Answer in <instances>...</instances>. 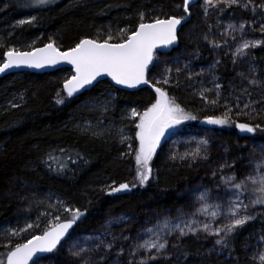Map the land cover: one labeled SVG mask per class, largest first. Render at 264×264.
Returning <instances> with one entry per match:
<instances>
[{"label": "trees", "instance_id": "obj_1", "mask_svg": "<svg viewBox=\"0 0 264 264\" xmlns=\"http://www.w3.org/2000/svg\"><path fill=\"white\" fill-rule=\"evenodd\" d=\"M30 2L0 0V63H3L4 53L9 48L31 50L54 42L61 50H67L83 38L102 41L109 30L114 37L113 42H116V30L135 29L140 22L141 12L144 13L145 22L156 17L163 19L185 15L184 0H58L46 7H23ZM202 2L199 0L190 7V19L178 34V46L171 52L159 53L160 58L170 59L180 53L191 54L195 51L205 56L209 54L207 43L202 41L208 31ZM231 11L242 19L249 18V12L243 7L234 5ZM33 16L35 20L30 19ZM21 20L26 22L20 24ZM256 55L264 64V50H257ZM230 68V63L225 60L223 74L230 76ZM157 72L156 67L153 68L149 77L156 76ZM71 75L72 70L65 68L48 73L14 72L0 76V228L6 225L23 227L26 221H35L38 215L49 211V203L62 201L66 207L79 208L86 213L77 221L75 230H88L110 210L141 199L177 192L193 171L191 165L161 160L157 153L152 168H158L159 173L153 174L146 185L137 184L134 153L121 155L128 153L126 144H121L108 132L93 136L90 132L82 131V128L88 118L119 124L123 113L131 107L143 110L154 102V89L129 91L118 89L109 80H103L89 91L68 98L63 82ZM110 93L113 94L112 102L106 113L84 107L86 102L105 98ZM169 95L197 117L178 128L201 125L203 122L210 125L197 111L179 102L175 95ZM261 96L259 99L264 100V93ZM61 98L64 103H57ZM214 115L221 114L216 112ZM234 121L260 124L264 128V114L255 119L247 117ZM210 127L222 141L228 143L233 160L241 152L240 145L249 143L254 136L264 135L260 130L255 134L240 132L235 123ZM49 155L66 164L63 170H58L57 161L49 160ZM120 183L136 184V187L109 194V186ZM180 207L178 204L176 211ZM258 211H264V208ZM70 216L71 213L66 212L61 220ZM50 219L52 216L42 217L40 229L23 233L16 242L23 243L31 235L40 234ZM249 223L264 231V215L257 216ZM245 230L241 228L233 234L231 255L224 249L230 256L227 264H257L241 251L245 244ZM3 251L5 249L0 247V252ZM61 259L65 264H71L74 258L65 255ZM156 264L217 263L187 241L174 248L173 259Z\"/></svg>", "mask_w": 264, "mask_h": 264}, {"label": "snow or ice", "instance_id": "obj_2", "mask_svg": "<svg viewBox=\"0 0 264 264\" xmlns=\"http://www.w3.org/2000/svg\"><path fill=\"white\" fill-rule=\"evenodd\" d=\"M54 2L55 0H31L30 3L23 5V7H46ZM191 3H193V0H184L183 11L185 15L180 17L175 15L163 19L156 17L149 22H145L144 13H139L140 22L135 29L118 28L116 30V42H113L114 37L111 30H109L102 41L83 38L74 47L66 51H61L54 42L47 43L43 47L33 48L31 51H17L15 48H9L4 53L6 59L3 63H0V74L21 66L43 68L60 63H68L74 69V73L70 78L63 82V89L68 98L80 94L82 89H86V86L92 85L94 81H97V78L105 75L111 77V80L116 84L127 88H136L143 84H150L156 94L154 102L142 111L130 108L124 117L127 120L138 121L135 122V138L138 140V146L134 152L136 165L135 179L137 184L144 186L153 177L152 161L157 154V150L161 148L162 140H164L166 134H174L175 130L184 122L197 119L195 115L186 111L185 108L177 103L175 97L170 96L165 87L157 86V84L170 85L173 75V70L170 67H165L162 80L152 83L148 78L151 71L150 66L155 68L161 62L160 55L158 54L159 50L170 48L177 43L179 39L177 35L178 26L182 25L190 17L189 6ZM221 4L228 8L233 5L243 7L244 9L251 7L253 12L259 8L264 12V3L256 5L253 3V0H215V4H213V0H204L203 11L205 16L208 15L209 7H214L223 12L224 9L219 7ZM30 19L35 20L36 17L33 16ZM25 22L23 20L19 21L20 24ZM245 23L241 22L239 25L229 23L225 32L221 33L222 36H230L232 40L236 39L235 33H239L241 36L242 42L237 44L234 51L228 45V41H224L225 46L228 47L232 54V63L234 65H237L240 61L248 64V73L243 71L237 73L242 85L240 94L222 97L223 86L217 82L220 78L215 75L216 66L220 61L216 60L207 69L212 75L211 83H213V88H202L199 91V95L208 104L213 106L220 104L221 99L224 101L222 105L224 108L223 113L220 116H206L205 122L207 124L226 126L235 123V126L241 132L255 134L257 130L264 132V128L260 124L253 125L252 123H240L233 120V108L236 109V117H252L255 119L261 114L257 111L256 105L264 103V100L253 101L249 92V88L253 87L264 89V81L257 78L253 63L254 58L250 55L251 50L264 43V41L243 39ZM211 27L209 26V31H211ZM260 30L264 32V18H262ZM204 39L209 40L207 34L204 35ZM209 43L214 48L220 47L215 40H209ZM183 70L188 72V79H191L194 75H202L205 71V69H201L200 72L194 73L189 70V64H184ZM181 71V68H176V76H179ZM245 82L248 84V87H243ZM178 83L179 81L177 80L176 84L178 85ZM212 92H214L216 98L208 100L206 93ZM57 95L59 96V93ZM242 97H246L247 99L246 102H243V107L241 108ZM230 100L232 103H229ZM57 103H64V99H58ZM109 103L110 101L108 100H90L84 107L95 108L99 105L103 112H107V105ZM13 107H16V105H13ZM100 123L102 122L98 121L96 127ZM92 128L93 126L90 122H85L82 131L91 132L93 136H100L104 132L110 133L112 131L111 127L99 132L93 131ZM126 130V127L118 128L116 129V134L119 137V142L121 144L127 143L129 152H131L130 141L132 137L125 135ZM200 144L205 146L203 156L198 147L194 152H185L183 154L172 152L169 159L185 160L187 157H191L193 160L197 158L206 159L208 140L203 139L200 141ZM256 147L259 148L262 157H264V142H257ZM61 151L63 152V150ZM128 154L121 153L122 156ZM77 155L79 156L78 153ZM48 159L57 161L59 165L58 170H63L66 166L64 162L58 161L52 155H49ZM68 159L70 160L71 157ZM220 167L223 169L225 165H221ZM215 175L216 173L213 172V176ZM221 184L223 185L225 195L221 196L220 193H217L215 198L217 202L209 203V200L212 199V190L205 188L196 197L200 207L191 214V217L186 220L178 218V222L175 223H173L172 218L166 217L152 228L145 229L155 239H152L150 236L149 239L143 240V242L134 243L128 252L130 257L128 264H148V261L157 259V256L161 255L163 250H166L168 247V240L163 237L175 232H178L179 238L187 236L190 233L196 234L203 231L207 235L217 237L215 245H219L222 250L227 249L229 255H231L233 251V234L237 229L254 220L257 216L264 215V211H255L257 206H264V159L254 162L252 173L244 175L241 179H238L235 173L221 176ZM113 185H115V182H113ZM132 187H136V184L130 186L128 183H120L118 186H109V194L130 191ZM62 207V201L49 203V211L38 215L35 221H26L23 227L5 226L0 228V240L6 241V243H0V247L5 249V251L0 252V264H40L41 260L51 258L57 252L61 241L66 237L71 238L69 230L73 229L77 221L86 214L81 212L79 208H63V211L71 213V216L62 221L59 214L53 215L54 212H58ZM250 210H252L251 214ZM196 213L210 216L214 221L223 217L224 222L220 223L219 226H213L212 222L202 223L195 219ZM44 216H52V219L41 230V234H33L31 238L23 243H13V238L20 237L31 229H40V220ZM124 219V217H119L115 220H109L104 232L98 236L88 237L87 239L95 242L93 248L78 247L74 243L73 248L76 250L72 251V255L81 258L82 264H90L91 257H88V259H83V257L89 252L99 251L103 248L105 255L100 256V261H105L107 252L113 248L114 243L118 239H129V237L123 236L122 233L117 237L109 230L113 223H119ZM165 230L167 231L165 232ZM108 237H111V242L108 241ZM259 242H264V235L259 236ZM141 249L149 252L155 249L156 255H150L136 262L135 257ZM124 251L123 248H120L117 253V259L112 264H121L119 256ZM251 259L258 260L259 264H264V248L258 254H253Z\"/></svg>", "mask_w": 264, "mask_h": 264}, {"label": "rangeland", "instance_id": "obj_3", "mask_svg": "<svg viewBox=\"0 0 264 264\" xmlns=\"http://www.w3.org/2000/svg\"><path fill=\"white\" fill-rule=\"evenodd\" d=\"M57 1L58 0H55L54 3ZM253 3L260 5L264 3V0H253ZM202 4L204 5V0ZM213 4H215V0H213ZM219 7L223 8L224 11L220 12L214 7H209L208 15L205 16V20L207 24V35L209 40H215L220 45V47L214 48L213 45L209 43V40L202 38V41L207 43L209 47V54L207 56H205L200 51H195L191 54L180 53L170 59L160 58L161 62L155 66L156 71H158L157 75L149 77V80L152 81V83H156L157 80H162L165 67H170L173 70L170 85L164 86L163 84H157V86L165 87L166 91L171 95H175L179 102L197 111L204 118L206 116L214 115L216 112L222 114L224 111V108L222 107L224 103L223 99H221L220 104L213 106L208 104L199 95V91L202 90V88H213V83H211L212 75L207 71L209 66L212 65L216 60L220 61V63L216 66L215 75L220 78L217 82L223 86L222 97L229 95H239L242 85L237 73L241 71L248 73L247 63H244L243 61L238 62L237 65L232 63V54L228 47L225 46L224 41L227 40L228 45L231 46L232 50L234 51L237 44L242 42V40L239 33L234 34L236 36L235 40H232V38L227 35L222 36L221 33L225 32L227 25L229 23L239 25L241 22H246L243 39L264 41V32H261L260 30L262 18H264V12H262L259 8H257L255 12L251 10V7L246 9L249 12V18L242 19L231 11V7H225L223 4H221ZM253 21H255V23H253ZM209 26H212L211 31H209ZM260 49L264 50V43L255 49H252L250 55L254 58L253 63L256 69L257 78L264 81V64L257 58L256 55V51ZM225 60L230 63V76L223 74V65ZM184 64H189V70L194 73L200 72L201 69H205V71L202 75H194L191 79H188V72L183 70ZM178 67L181 68L182 71L179 76H176L175 69ZM177 80L179 81L178 85L176 84ZM243 87H248V84L245 82ZM249 92L251 93V99L253 101H262L259 98L264 93V89L260 87H253L249 88ZM206 95L208 100L216 98L214 92L206 93ZM112 96L113 94L110 93L105 98L94 99V101H110V103L107 105L109 109L111 107ZM246 99V97H242V102L240 105L241 108L243 107V102H246ZM229 103H232V101L230 100ZM256 107L258 112L264 114V103L257 104ZM92 109H97L99 112H103L99 105ZM137 110L142 111L139 109ZM235 111L236 109L233 108V120L247 118L236 117ZM126 113L127 111L123 113V118L119 124L100 121L102 123L96 127L98 121L88 118L85 120V122H90L93 126L92 130L98 132L111 127L112 131L108 133L111 134V137L114 136L118 140L119 137L116 134V129L126 127L127 130L125 135L132 137L130 141L132 151L129 152L128 144H124H126L129 155H131L135 152V149L138 146V140L135 138V122L138 121L124 119ZM85 122L83 123V127ZM248 122L250 121L248 120ZM203 139L208 140V144L206 146V159L197 158L196 160H193L191 157H187L185 160L169 159V156L172 154V152H176L178 154L194 152L198 147L200 148L201 155L203 156L205 146L200 144V141ZM257 142H264V135L254 136L251 138L249 143L240 145L239 148L241 149V152L233 160L231 158V150L228 146V143L222 141V139L218 137L217 132L212 127H210V125H205L203 122L201 125H187L183 128H177L174 134L167 135L165 137L161 143V148L157 150V153L160 155L161 160L187 164L193 167L191 175L185 178L184 184L180 190L163 197L155 196L151 198H145L128 206L110 210L109 212L103 214L100 220L92 227H89L88 230H75L71 234V238H68L51 258L41 260L40 264H65L61 259V257L65 255H70L74 258L71 261V264H82L81 258L72 255V251L76 250L73 248V244L76 243L78 247L93 248L95 242L87 238L100 235V233L105 231L107 222L109 220H115L119 217H124L125 219L119 223H113L109 230L117 237H119L122 233L123 236L129 237V239H118L114 243L113 248L107 252L105 261H100V256L105 255V250L103 248H101L99 251L87 253L83 259H88V257H91L90 264H99L98 261L100 264H112V262L117 259V253L119 252L120 248H123L125 251L119 256V260L121 261V264H128V260L130 259L128 252L132 245L136 242H143V240L149 239L151 236V234L146 232L145 229L152 228L153 226L157 225L158 222H162L166 217L172 218L173 223L178 222V218L186 220L191 217V214L200 207L196 197L199 195V192L204 191L205 188L212 190V199L209 200V203L217 202L215 200L217 193H220L221 196L225 195L223 185L221 184V176H227L235 173L237 178L241 179L244 175L252 173L254 162L264 159L259 148L256 147ZM221 165H225V167L221 169ZM213 172L216 173L215 176H213ZM156 173H159L158 168L153 170V174ZM178 204H180L181 207L178 211H176ZM63 208L68 207H66V205L63 203V207L60 208L58 212H54L53 215L59 214L60 217H62V215L66 213L63 211ZM261 208H264V206H257L255 211H258ZM251 212L252 210H250V214ZM195 219L202 223L212 222L213 226H219L220 223L224 222L223 217L214 221L212 217L206 216L202 213H196ZM249 222L238 228L236 232L240 231L241 228L246 229L244 232L245 244L241 251L242 253H245L246 256L251 258L253 254H258V252L264 248V242H259V236L264 235V231L259 228H254ZM166 231L167 230H165V232ZM178 236V232L164 236L163 238L168 240L167 249L163 250V253L157 256V259L148 261V264H156L159 261L173 259L174 248L178 244L187 241L191 242L199 252L217 264H227L230 260V256L227 254V252L222 250L219 245H215V240L217 239L215 236L207 235L203 231L196 234L190 233L187 236L179 238ZM151 238L155 239L154 236H151ZM18 239L19 237L13 238V243H15ZM107 239L109 242H111V237H108ZM0 242L6 243V241L3 240ZM150 255H156V250L152 249L151 252H149L141 249L136 255L135 261L138 262ZM254 261L259 264L258 260Z\"/></svg>", "mask_w": 264, "mask_h": 264}, {"label": "water", "instance_id": "obj_4", "mask_svg": "<svg viewBox=\"0 0 264 264\" xmlns=\"http://www.w3.org/2000/svg\"><path fill=\"white\" fill-rule=\"evenodd\" d=\"M197 1L199 0H193V3L190 4L189 6V9L190 7L196 3ZM190 19V17L187 18V20L182 23V25L178 26V29H177V35L179 34L180 30L182 29L183 25L186 24L188 22V20ZM89 39H92V38H89ZM178 43H179V39L177 41V43L170 47V48H167V49H160L159 50V53H167V52H171L175 47L178 46ZM46 45V44H45ZM44 45L42 46H38V47H35V48H39V47H43ZM32 50V49H31ZM31 50H22V51H31ZM61 50V49H60ZM18 51V50H17ZM61 51H66V50H61ZM6 59V57H5ZM4 59V60H5ZM4 62V61H3ZM65 68H69L72 70V74L74 73V69H73V66H71L70 64L68 63H60V64H57L55 66H46V67H43V68H34V67H28V66H21L19 68H13L11 70H8L6 73H3V74H7V73H21V72H30V73H38V72H42V73H48V72H54V71H57V70H61V69H65ZM150 69L152 70V66H150ZM151 72V71H150ZM3 74H0L3 75ZM149 78V77H148ZM103 80H109V82L114 85L116 88L118 89H124V90H129V91H137V90H140L142 88H152L150 84H143V85H140L136 88H127L125 86H122V85H118L116 84L114 81L111 80V77H108V76H103V77H99L97 78V81H94L92 85L90 86H86V89H82L81 90V93L80 94H76L74 96H78V95H81L87 91H89L90 89H92L97 83H99L100 81H103ZM153 89V88H152ZM65 91V90H64ZM167 136V134H166ZM165 136V137H166ZM165 139V138H164ZM163 141V140H162ZM75 226L76 224L73 226V229H70V233L72 234L75 230ZM68 239V237H66L64 240L61 241V245L64 243V241H66ZM59 245L58 248L61 246Z\"/></svg>", "mask_w": 264, "mask_h": 264}]
</instances>
